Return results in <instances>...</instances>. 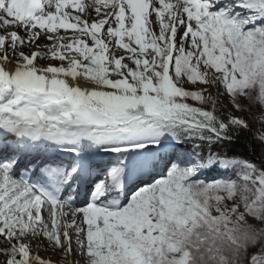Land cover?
<instances>
[{
	"label": "snow or ice",
	"instance_id": "obj_1",
	"mask_svg": "<svg viewBox=\"0 0 264 264\" xmlns=\"http://www.w3.org/2000/svg\"><path fill=\"white\" fill-rule=\"evenodd\" d=\"M254 124L264 0H0V264H264Z\"/></svg>",
	"mask_w": 264,
	"mask_h": 264
},
{
	"label": "trees",
	"instance_id": "obj_2",
	"mask_svg": "<svg viewBox=\"0 0 264 264\" xmlns=\"http://www.w3.org/2000/svg\"><path fill=\"white\" fill-rule=\"evenodd\" d=\"M250 133H246L245 136H242L239 140L235 141L229 147L238 153H243L245 155H252L253 153L250 151L252 148V143L250 141ZM228 151V148H225Z\"/></svg>",
	"mask_w": 264,
	"mask_h": 264
},
{
	"label": "bare ground",
	"instance_id": "obj_3",
	"mask_svg": "<svg viewBox=\"0 0 264 264\" xmlns=\"http://www.w3.org/2000/svg\"><path fill=\"white\" fill-rule=\"evenodd\" d=\"M84 3H91V0H83ZM45 246V243L42 246H39L37 249L34 250V252H38L39 255H41L44 258H50L53 261V264H60V256L57 252L54 250H51L50 248L49 251L45 250L43 247Z\"/></svg>",
	"mask_w": 264,
	"mask_h": 264
},
{
	"label": "rangeland",
	"instance_id": "obj_4",
	"mask_svg": "<svg viewBox=\"0 0 264 264\" xmlns=\"http://www.w3.org/2000/svg\"><path fill=\"white\" fill-rule=\"evenodd\" d=\"M212 91H213V94H215L214 90H212ZM225 103H226V101H225L223 98H221L220 101H219V104H225ZM219 104H218V107H219ZM235 114H236V115H242V113H240V112H236ZM257 129H260L261 131H264V126H261V125H259V124H254V125H253V130L255 131V130H257ZM224 151L227 152L226 149H224ZM43 244H44L43 242L38 243V244L34 247V250L37 249L39 246H42ZM43 248H44L45 250H48V251H49V249L46 248L45 246H44ZM49 252H50V251H49ZM59 263H60V264H64V262H63L62 259L60 260Z\"/></svg>",
	"mask_w": 264,
	"mask_h": 264
}]
</instances>
